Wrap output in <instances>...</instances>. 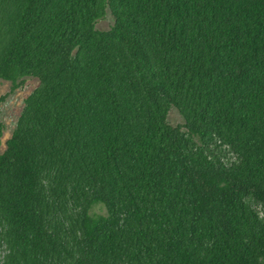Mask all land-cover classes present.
Instances as JSON below:
<instances>
[{
  "label": "trees",
  "instance_id": "16d2710c",
  "mask_svg": "<svg viewBox=\"0 0 264 264\" xmlns=\"http://www.w3.org/2000/svg\"><path fill=\"white\" fill-rule=\"evenodd\" d=\"M25 77L0 264H264V0H0Z\"/></svg>",
  "mask_w": 264,
  "mask_h": 264
},
{
  "label": "rangeland",
  "instance_id": "374dc122",
  "mask_svg": "<svg viewBox=\"0 0 264 264\" xmlns=\"http://www.w3.org/2000/svg\"><path fill=\"white\" fill-rule=\"evenodd\" d=\"M113 23V16L108 10L106 16L97 21L96 27L99 30H108ZM38 83V80L33 77L23 78L18 85L9 80H0V120L4 124L3 145L16 127L18 118L23 111L26 97L37 87ZM168 121L175 126H183L185 122L180 111L174 106L169 111ZM94 211L98 213L106 212L103 205L95 206Z\"/></svg>",
  "mask_w": 264,
  "mask_h": 264
}]
</instances>
